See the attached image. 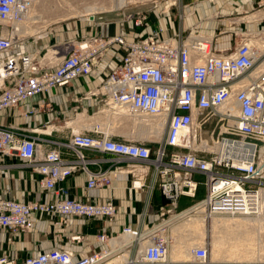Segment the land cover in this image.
<instances>
[{"label": "built area", "instance_id": "built-area-1", "mask_svg": "<svg viewBox=\"0 0 264 264\" xmlns=\"http://www.w3.org/2000/svg\"><path fill=\"white\" fill-rule=\"evenodd\" d=\"M163 1L126 0L120 24L142 32L152 20L146 7ZM169 1L180 6L181 0ZM202 1L225 0L191 4ZM35 2L0 0V112L27 107L37 94L78 77L102 76L86 97L105 103L99 112H109L111 127L141 125L144 118L163 119L164 126L159 138H120L101 122L73 130L66 141L46 139V150L36 136L39 128L0 123V157L16 154L36 172L42 189V195L27 201L0 195V244L12 246L23 234L38 230L50 244L24 253L9 247L0 252V264H182L168 259L166 234L173 218L187 210L186 215L207 216L257 212L258 192L264 188V28L192 33L200 24L185 26L182 9L177 19L183 28L176 36L164 37L163 27L157 26L130 40L126 30L111 32L110 24L102 22L99 30L54 48L55 59L47 62L24 49L26 36L20 34ZM256 7L263 15L254 22H264V0ZM225 17L219 11L211 16ZM89 21H97L96 14ZM222 34H228L230 44H220ZM108 57L112 60L105 73ZM33 111L26 109L23 115ZM45 127L51 135L54 125ZM87 151L107 154L111 165L105 168ZM79 172L87 175L88 190L113 187L122 172L132 175V188L141 189L152 176L165 202L156 206L152 221L124 224L119 231L104 228L93 242L77 219L82 224L95 218L114 221L118 208L113 198L92 202L68 196L65 182ZM184 197L197 200L180 209ZM191 255L188 264H211L205 245L193 247Z\"/></svg>", "mask_w": 264, "mask_h": 264}, {"label": "crops", "instance_id": "crops-1", "mask_svg": "<svg viewBox=\"0 0 264 264\" xmlns=\"http://www.w3.org/2000/svg\"><path fill=\"white\" fill-rule=\"evenodd\" d=\"M258 0H225L217 1L213 4L209 1H202L196 5L191 4V0H181L180 6H172L169 0L161 2L158 6H147L151 15V22L142 32H136L132 29L130 23L121 25V17L114 19L96 16L97 21L83 23L78 25L63 26L55 29L53 39L57 42L75 37L77 35L88 34L100 29L102 22H108L111 32L119 33L127 31V38L133 40L139 35H143L157 26L163 27V36L172 37L182 32L183 22L177 19L179 10L184 11L186 20L184 25L200 24L199 29L190 30L192 33L201 32L216 34L219 30H228L230 28L253 29L264 28V22H254L256 20L248 19L237 25L235 20H231L243 11L257 6ZM182 4H191L182 8ZM171 7L169 12L162 13L165 7ZM223 13L226 17L223 20H214L211 18L215 12ZM231 16V17H228ZM120 20V21H119ZM232 23V24H231ZM252 24V25H251ZM72 28V29H71ZM69 30V33L67 32ZM141 33V34H140ZM52 39V40H53ZM233 43V42H231ZM222 46L230 44L228 34H222L220 39ZM32 45L29 51L34 52ZM36 48V46H35ZM26 49V47H25ZM112 58L108 57L102 67V72L108 73L107 66ZM118 61L119 58L117 57ZM103 81L102 76H82L78 77L67 86L54 87L48 93L37 94L28 101L27 107H16L0 112V123L15 124L17 126H26L29 128H39L40 132L36 134L39 141L44 142V149L50 147L46 139H55L66 141L71 136L73 130H84L101 123V115L107 114V111H100L105 106L98 98H87L86 95L97 88ZM34 108L35 111L28 115H23L26 109ZM95 115V116H94ZM100 115V116H98ZM93 117L100 120H92ZM105 120V119H102ZM109 120V119H106ZM54 125L51 135L45 132V124ZM123 138V135H119ZM126 136L124 138H132ZM87 156L103 162L104 167H109L111 162L107 154L87 151ZM92 169L97 170V165H91ZM87 175L79 172L69 178L65 184L69 188V195L72 198L82 201L102 202L113 198L117 204L118 212L114 221H108L104 218H95L91 221L78 219L82 232L88 235L89 239L95 242L96 233L107 228L108 230L119 231L124 224L134 223L143 225L154 218L156 206L165 202L159 186L152 176H148L146 185L141 188H132L133 177L130 173H118L113 179V187L101 186L96 189L88 190L86 188ZM0 195L5 197H14L19 200H31L42 195V189L38 182V175L22 163V160L14 154L11 158L0 157ZM54 196L51 194V198ZM1 239V238H0ZM43 231L38 230L36 234H23L20 241L12 246H7L5 242L0 244V252L12 247L21 253L33 252L41 247H48ZM91 248H87L90 251Z\"/></svg>", "mask_w": 264, "mask_h": 264}, {"label": "rangeland", "instance_id": "rangeland-1", "mask_svg": "<svg viewBox=\"0 0 264 264\" xmlns=\"http://www.w3.org/2000/svg\"><path fill=\"white\" fill-rule=\"evenodd\" d=\"M37 1L38 2L36 4H34L36 6L33 7V9L35 8V11L37 8V14H34L35 18L33 19L32 24L34 23V21L36 22L38 15L39 16L42 15L43 17L38 22L37 28H36V30L37 29L38 30L35 31V33H28L27 35L24 34L26 36L25 37L26 43H25L24 49L26 47L25 50L29 51L31 46L35 45L36 48L34 46V49H38V50L37 51L35 50L34 53L39 58L44 57L47 62H51L52 60L55 59L56 54H54V51L52 49L57 48V47H62V45H64V44H70V42H69L70 40L79 36V35H77L75 37L68 38L66 40L65 39L60 40L57 42L56 40L53 39V37H54L53 32L55 31V29H58V28L63 27V26L69 27L72 24L76 25V26L78 25V27H81L83 23L88 22L89 18H91V16H84V13L86 14V13H88V11L84 12V11H82L83 9H87V8H90V9L93 8L94 9L96 7L95 8L96 16L98 15V16H101L103 18L114 19L117 17H121L122 16L121 8L123 9L124 7L127 6V5H124L125 0H37ZM72 2H73V4H71ZM67 4H69V5H67ZM72 6H75V7H72ZM79 9L81 10L80 12H78ZM259 11L260 10H257V7L255 6L254 8H251L247 11H243L241 14H238L234 17H231V16H228V17H231V20H235L237 25L240 26V24H242L241 22L248 21V20H246V17L248 15H252V13H256ZM261 12H262V10H261ZM82 13H83V15H82ZM39 19H40V17H39ZM43 24H44V26H43ZM39 25H42V26L40 27ZM242 30H245V31L257 30V28L242 29ZM67 32L69 33V30H67ZM52 35H53V37H52ZM98 116H100V115H98ZM108 117H109L108 112H107V115H105V118H104V115L103 116L101 115V122H103V120H102L103 118L108 119ZM92 120H96V117H93ZM108 121L109 120L104 121L105 126L107 124L110 125L108 123ZM125 124L120 125L121 129L120 128L117 129L118 127H120L118 125H116L117 127H115V128H112V127H114V126H112L111 128L114 131H111V132L116 133L118 135H123L124 137L126 135L128 137L133 136L136 138L152 139L151 137H142L138 131L132 132V127H131L132 123L131 124L125 123ZM129 124H130V126L127 127V125H129ZM124 125L127 127V129H125L126 127L124 128ZM121 130H123V131H121ZM124 130H126V131H124ZM128 130H130V131H128ZM151 143H156V142H151ZM262 151H263V155H264V144H262ZM199 178L204 179L203 176H199ZM201 193L202 194L204 193V188L201 191ZM202 194L200 196H202ZM196 200L197 199H194V198H189V199L186 197L182 198L181 204H180V209H183L185 206L195 202ZM263 202H264V198H263ZM196 216H198V217H201V216L204 217L205 216L204 221L206 223V224H204V229L199 231L198 235H194L193 234L194 231L185 228V229L181 230V232H179L176 235V237H173L171 235V232H172V227L174 225L173 224L174 220L172 221L173 223L171 222L169 224L170 225L169 226V234L167 232V236H169V240L171 243V249H170V253H169L170 255H171V250L174 249L175 247L180 248V247H182L181 245L184 242L190 243L192 241L193 246L191 247V249L195 246H202V245H205L208 247L211 264H264V215L258 221H251V224L248 223L246 226H243L239 230V233L236 234V236L233 234L232 239H228V242H226L224 245H222L220 247V249L215 247V242L218 239V237L223 235L222 231H224V230L221 231L220 230L221 228L215 229L213 227V224H212V217L213 216H206V214L203 212H191L190 215H186V216L184 215L182 217L181 216L178 217V219H177L178 221L176 220L175 222H177V223L179 222V224H186L188 222H192L193 219L196 218ZM233 241L238 243L237 246L239 247L236 256L233 255L234 258L230 257V254H232L231 253L232 249L229 246V245L233 244ZM41 248H43V247H41ZM229 250H231V251H229ZM238 253L240 254V256H243L244 254L246 256L244 255V258H238V255H239ZM191 256L192 255L190 252V254L186 257H183L182 260H179V259L176 260V259H172V258H171V260H173L174 262H182V264H188L190 262V260L193 259Z\"/></svg>", "mask_w": 264, "mask_h": 264}, {"label": "bare ground", "instance_id": "bare-ground-1", "mask_svg": "<svg viewBox=\"0 0 264 264\" xmlns=\"http://www.w3.org/2000/svg\"><path fill=\"white\" fill-rule=\"evenodd\" d=\"M37 2L38 1L36 0L35 4ZM71 4H73V2ZM67 5H69V4H67ZM124 5H126V0L124 2ZM34 6H36V5H34ZM72 7H75V6H72ZM95 8L94 9L93 8H91V9L90 8L83 9L82 11H84V12L88 11V13H86V14L84 13V16H91L90 19H92V16L96 14ZM80 11L81 10L79 9L78 12H80ZM34 14H37V8H36V11H35V8L34 9L32 8L31 11H30V13H29V15H28V18L25 21H23V23L20 24L21 25L20 26V34L23 33V34H26L27 35L28 33H35V31L38 30V29L36 30L37 24L42 19L43 16L42 15L41 16L38 15L36 22L34 21V23L32 24V21L35 18ZM82 15H83V13H82ZM262 15H263V11L262 12L259 11V12H256V13H252V15H249L247 18L248 19H255L256 18L255 20H259ZM39 17H40V19H39ZM39 26L41 27L42 25H39ZM43 26H44V24H43ZM52 50L54 51V53L56 52L54 49H52ZM108 114H109V112H108ZM105 115H107V114H105ZM105 115H104V118H105ZM102 116H103V114H102ZM109 117H110V115H109ZM105 120H103V123H104ZM141 122H144V123L141 124V125H136L135 123H132V125H131L132 132L133 131H135V132L138 131L139 134H141L142 137H155V138H159L161 136L162 129H163V126H164V120L163 119L161 120V119H158V118H154V119L153 118H146V119L144 118V119H141ZM130 124L127 125V127L130 126ZM145 124H148V125H145ZM125 125H124V128L126 127ZM106 127H107L108 130H110L111 125H108L107 124ZM127 127L125 129H127ZM112 128H115V127H112ZM119 128L121 129V126L118 127L117 129H119ZM121 131H123V130H121ZM124 131H126V130H124ZM128 131H130V130H128ZM258 195H259L260 200H261V205L259 206V208H258V210H257L256 213L248 214V215H236V214H233V215H229V214H218V216L217 215H213V217H212L213 227L215 229H220L221 228L220 229L221 231L222 230L225 231V232L222 231V234L223 235H221L220 237H218V239L216 240V242H215V247L216 248H219L220 249V247L222 245H224L226 242H228V239H232V235L233 234L236 236V234L239 233V230L243 226H246L248 223L251 224V221H258L264 215V202H263V198H264V188L263 187L259 189ZM187 212H189V210L185 211L184 213H182L178 217H180V216L182 217V216L186 215ZM177 219L178 218L176 217V218H173L171 221L168 222L170 224L174 220L173 221L174 223L172 222L174 225H173V227L171 226L172 227L171 235L173 237H176V235L179 232H181V230H183L185 228L194 231V233H193L194 235H198V232L201 231V230H203L204 229V224H206L205 221H204L205 220V216L204 217L203 216H201V217L196 216V218H194L192 222H188L186 224H179V222L178 223L175 222ZM237 244L238 243H236V242L233 241V244L229 245L230 248L232 249V251L229 250L232 253V254H230V257H233V255L236 256V254L238 252V248H239L237 246ZM181 246L182 247H180V248L179 247H175L174 249L171 250V255L169 254V257H168V259H169L170 262H174L173 260H171V258L172 259H176V260H178V259L179 260H182L183 257L188 256L190 254V252H191L190 250H191V247L193 246V242L192 241L190 243L184 242ZM244 255L243 256H240V254H239L238 255V258H244Z\"/></svg>", "mask_w": 264, "mask_h": 264}, {"label": "trees", "instance_id": "trees-1", "mask_svg": "<svg viewBox=\"0 0 264 264\" xmlns=\"http://www.w3.org/2000/svg\"><path fill=\"white\" fill-rule=\"evenodd\" d=\"M202 193H201V191H200V193H199V195H201Z\"/></svg>", "mask_w": 264, "mask_h": 264}]
</instances>
